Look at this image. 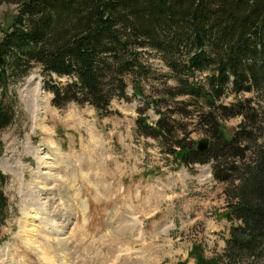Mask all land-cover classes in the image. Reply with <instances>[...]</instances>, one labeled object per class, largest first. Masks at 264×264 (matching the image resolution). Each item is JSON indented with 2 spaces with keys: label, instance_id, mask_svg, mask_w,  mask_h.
<instances>
[{
  "label": "rangeland",
  "instance_id": "obj_1",
  "mask_svg": "<svg viewBox=\"0 0 264 264\" xmlns=\"http://www.w3.org/2000/svg\"><path fill=\"white\" fill-rule=\"evenodd\" d=\"M15 1L0 0V35L16 12ZM140 52L143 72L127 75L126 98H112L102 116L89 104L53 105L37 63L24 77H11L6 88L0 85V104L12 115L0 128L6 200L0 264H193V243L206 257L222 254L235 224L222 213L235 201L234 189L214 178L212 161H175L166 144L136 130L138 116L155 124L165 114L177 136L210 143L209 107L199 96L176 94V75L161 53L152 47ZM208 74L195 77L205 89ZM135 78L141 79V95L133 89ZM52 80L69 78L53 74ZM230 88L214 104L224 133L264 136V94ZM237 99L252 108L246 123L241 115L226 116ZM218 104L224 108L217 111ZM241 260L264 264V255Z\"/></svg>",
  "mask_w": 264,
  "mask_h": 264
},
{
  "label": "trees",
  "instance_id": "obj_2",
  "mask_svg": "<svg viewBox=\"0 0 264 264\" xmlns=\"http://www.w3.org/2000/svg\"><path fill=\"white\" fill-rule=\"evenodd\" d=\"M15 2L16 12L0 35V85L6 88L11 77H24L31 63H37L48 78L45 88L53 95V105L89 104L102 116L109 113L112 98H126L125 78L143 72L140 51L152 47L176 75V94L199 96L208 105L206 125L212 140L207 148L197 149L185 135L174 134L178 129L173 131L165 114L155 124L138 116L136 130L166 144L175 161H212L214 178L235 191V201L222 213L235 220L222 254L206 257L201 245L193 243L189 257L193 264H244L242 258L264 255V136L242 130L226 135L214 111L215 101L229 86L234 93L264 94V0ZM201 72L209 73L207 89L195 79ZM53 74L69 81L53 83ZM140 85L141 79L135 78L138 95ZM233 105L236 110L227 109L232 113L226 116L241 115L245 123L251 119L249 104L237 99ZM11 122V111L0 104V128ZM248 149L250 159L244 160ZM4 182L0 171V185ZM4 209L0 191V214Z\"/></svg>",
  "mask_w": 264,
  "mask_h": 264
},
{
  "label": "water",
  "instance_id": "obj_3",
  "mask_svg": "<svg viewBox=\"0 0 264 264\" xmlns=\"http://www.w3.org/2000/svg\"><path fill=\"white\" fill-rule=\"evenodd\" d=\"M208 143H209V139L207 137H203L197 140V149L202 150V149L207 148Z\"/></svg>",
  "mask_w": 264,
  "mask_h": 264
},
{
  "label": "bare ground",
  "instance_id": "obj_4",
  "mask_svg": "<svg viewBox=\"0 0 264 264\" xmlns=\"http://www.w3.org/2000/svg\"><path fill=\"white\" fill-rule=\"evenodd\" d=\"M37 116L38 115H36V118H37ZM38 119V118H37ZM42 152V151H41ZM46 158H48V157H46ZM45 157H43V156H39V161L40 162H44L45 163V161H47V159H46ZM47 164H49L48 162H46ZM53 164V163H52ZM25 235V234H24Z\"/></svg>",
  "mask_w": 264,
  "mask_h": 264
}]
</instances>
